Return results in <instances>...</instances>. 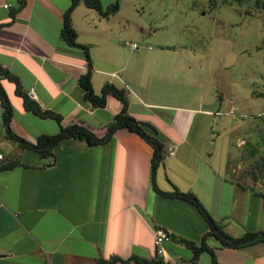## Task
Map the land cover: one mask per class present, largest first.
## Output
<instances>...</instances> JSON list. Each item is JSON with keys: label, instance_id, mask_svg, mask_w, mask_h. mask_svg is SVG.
<instances>
[{"label": "crops", "instance_id": "1", "mask_svg": "<svg viewBox=\"0 0 264 264\" xmlns=\"http://www.w3.org/2000/svg\"><path fill=\"white\" fill-rule=\"evenodd\" d=\"M72 1L25 0L18 9L19 0H0V65L19 77L22 94L9 79L0 81L13 107L12 130L31 143L40 135L58 133L59 124L27 109L24 95L30 89L36 97L29 101L59 115L63 126L76 123L98 137L106 135L122 109L112 94L104 106L85 99L79 83L88 68L84 51L61 33ZM101 1L107 7L116 0ZM119 2L115 14L122 10ZM71 18L77 41L89 46L94 91L101 94L107 83L125 88L130 114L158 131L165 158L153 184V147L127 128L94 146L65 138L42 157L6 137L0 101V164L20 161L0 171V264H98L114 256L153 259L156 227L173 235L159 255L166 262L192 258L193 251L181 239L198 245L204 239L218 264H264V242L221 247L194 205L156 189L192 192L232 236L264 231V193L249 175L241 178V170L228 168L229 160H218L227 123L196 119L198 109L186 105L192 95L176 84L185 85L190 74L178 76V60L166 55L168 44L154 49L144 39L145 27H137L134 35L129 27H110V17L82 1ZM150 33L154 38L155 31ZM138 38L143 42L135 51L132 43ZM199 111L212 116L209 109ZM212 262L209 251L201 253L199 264Z\"/></svg>", "mask_w": 264, "mask_h": 264}, {"label": "rangeland", "instance_id": "2", "mask_svg": "<svg viewBox=\"0 0 264 264\" xmlns=\"http://www.w3.org/2000/svg\"><path fill=\"white\" fill-rule=\"evenodd\" d=\"M120 1L121 12L106 23L129 27L130 35L145 27L154 49L168 44L178 76L190 74L176 84L192 95L186 105L198 109L196 119L227 123L218 160H229L228 168L249 175L264 193V10L256 0Z\"/></svg>", "mask_w": 264, "mask_h": 264}, {"label": "trees", "instance_id": "3", "mask_svg": "<svg viewBox=\"0 0 264 264\" xmlns=\"http://www.w3.org/2000/svg\"><path fill=\"white\" fill-rule=\"evenodd\" d=\"M84 2L89 8H94L100 12L103 16H109L117 12L120 9V2L116 0L114 3L109 4L104 7L101 0H73L72 5L69 10L65 13L63 20V27L61 30L63 38L72 46L80 47L83 49L86 60H87V72L83 74L79 83L84 90L85 99L91 102L95 106H104L106 104V98L108 94H112L117 97L122 102L121 111L115 115L111 124L107 128L106 135L103 137H98L92 131L84 128L83 126L73 123L68 126L62 125V119L59 115L53 112L42 110L38 105L29 101V96L24 95L25 104L28 110L32 111L34 114L41 117H53L59 124V132L56 134H43L40 135L36 143H31L23 137L16 134L11 127V120L13 116V107L8 97V94L0 81V101L3 108V124L6 132V137L11 141L16 142L22 148H28L42 157L49 156L51 150L63 139L65 138H75L85 141L88 145L94 146L102 143H106L111 140L114 133L121 128H127L132 132L138 133L142 138H144L153 147L152 155V182L155 183V172L159 166L163 163L165 158V144L160 137L158 131L152 127L150 124L144 123L138 120L136 117L129 112V98L128 91L125 88H119L112 83H107L103 86L101 94H97L94 91L92 85V59L90 56L89 46L81 44L77 41V31L74 27L71 18V12L80 2ZM258 7L264 10V0H256ZM25 5V0H19L18 9H21ZM0 77L7 78L17 85L18 93H21L19 77L15 75L9 69H6L0 65ZM22 94V93H21ZM20 164L17 159L8 160L0 164V171L5 169H10L12 167ZM158 192L162 195L169 196L171 198H179L185 202L194 205L204 216L209 224V234L213 235L220 243L221 247H232V248H242L247 245L255 244L257 242H264V231H247L241 236L235 237L228 234L220 224L214 221L210 213L198 199V197L192 192H181L176 187H174L173 192H165L156 187ZM173 235L171 234V238ZM182 243L188 246L193 251V256L189 261H184L177 264H199V258L202 252L209 251L213 256L212 264H218L215 252L213 249L205 242L203 239L201 244H196L194 241L187 239H181ZM122 261L125 264H172L166 262L161 256L156 254L153 259H142L136 256L129 259H122L121 257L114 256L110 259H99L98 264H116Z\"/></svg>", "mask_w": 264, "mask_h": 264}, {"label": "built area", "instance_id": "4", "mask_svg": "<svg viewBox=\"0 0 264 264\" xmlns=\"http://www.w3.org/2000/svg\"><path fill=\"white\" fill-rule=\"evenodd\" d=\"M7 6V5H6ZM132 48L135 51H139L141 49V45L139 43H132ZM28 96L31 98H35V91L30 89L28 92ZM173 154V152H170ZM3 158V155L0 154V159ZM171 232L164 227H156L153 229L154 241L156 246V252L158 255H163L165 253L164 243L171 239Z\"/></svg>", "mask_w": 264, "mask_h": 264}]
</instances>
